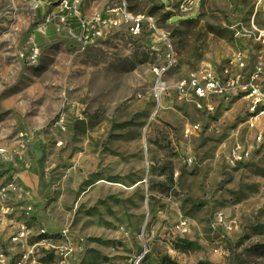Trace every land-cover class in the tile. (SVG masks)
Listing matches in <instances>:
<instances>
[{"label": "rangeland", "instance_id": "rangeland-1", "mask_svg": "<svg viewBox=\"0 0 264 264\" xmlns=\"http://www.w3.org/2000/svg\"><path fill=\"white\" fill-rule=\"evenodd\" d=\"M61 1L0 0V192L18 173L28 197L8 191L1 215L34 204L20 180L36 176L48 232L82 248L67 264H264V121L242 97L198 111L177 87L203 66L263 61L264 0H81L87 15L125 4L133 19L87 44L60 23ZM7 226L0 264L37 241L14 244ZM32 252L30 264H59Z\"/></svg>", "mask_w": 264, "mask_h": 264}, {"label": "built area", "instance_id": "built-area-1", "mask_svg": "<svg viewBox=\"0 0 264 264\" xmlns=\"http://www.w3.org/2000/svg\"><path fill=\"white\" fill-rule=\"evenodd\" d=\"M81 0H62L58 6L60 12L59 21L67 27L68 34L71 37L77 38L80 43L87 44L105 36L106 32L116 26L118 23L131 22L133 19L127 14L125 4L116 6L110 9H105L102 13L94 14L90 17H83L80 11ZM76 21L78 26V34H75L69 27V22ZM136 20L134 32L139 31V21ZM256 42L261 46L264 52V31H256ZM22 58L23 55H20ZM38 59V51L35 50L33 55L29 57V64H36ZM231 67L239 68V72L236 74L231 73ZM157 73V70H155ZM158 74V73H157ZM156 86V94L162 91V88ZM178 90L183 91L187 89L196 99V109L198 111H206L211 113L213 106L212 99L228 97H242L248 103V115L250 121L254 123L259 119L264 121V59L254 64L249 70L246 69L245 63L238 61L237 65L230 63L224 66L220 71L215 67L203 66L198 72L188 81H182L178 83ZM198 131V126H186L185 133L191 134ZM262 133H259L256 137L257 142H261L264 138ZM239 150V148H237ZM235 152V151H234ZM0 157L5 162H10L11 157L4 151H0ZM246 155L243 153H234L233 160L242 162L246 159ZM19 174L13 175V181L9 183L5 189L0 192L1 198H6L8 191L13 193L18 200H28L23 192V186L19 184ZM30 201H27V205L23 207V214L26 221L21 224L19 231L12 238V242L16 245L27 244L29 240H37L31 247L34 251L36 247L40 246L47 251H52L58 258L59 264H67L74 254L73 240L69 238L67 231L62 230L58 234H52L48 232L45 227L38 228L37 230L30 227L32 220L31 212L33 206ZM184 225V224H181ZM32 250H29L25 255L21 257L14 264H30L28 262L29 257L33 254Z\"/></svg>", "mask_w": 264, "mask_h": 264}, {"label": "crops", "instance_id": "crops-1", "mask_svg": "<svg viewBox=\"0 0 264 264\" xmlns=\"http://www.w3.org/2000/svg\"><path fill=\"white\" fill-rule=\"evenodd\" d=\"M83 3H81V7H80V11L83 17H90L94 14H98V13H102L104 11V8H100L98 10H96L94 13L87 15L86 12L84 11V5H82ZM20 182L23 184H27L29 189L31 190V194L33 195V203L35 204L33 211L31 212L32 215V220L30 222V227H32V229L37 230L38 228L41 227H45L47 229V227H50L53 230H58L57 226H54L53 223H50V220H48V214L47 211L45 210L47 205L44 204V200L42 198V196H39L38 194V178L35 176L34 179L30 176H23L21 177ZM34 195L36 197H34ZM24 203V201H18L17 205H22ZM16 207V206H15ZM17 210H14L13 213H11V215H9L7 218L4 217L3 215H1V219H0V227L3 228V225L10 228L11 230H16L18 229L21 224L23 222L26 221V218L23 214V206L16 208ZM49 225V226H46ZM57 232V231H56ZM73 239V244H74V258L72 259H77L78 256L82 255V248L78 246V244L76 243L75 237L72 238Z\"/></svg>", "mask_w": 264, "mask_h": 264}, {"label": "trees", "instance_id": "trees-1", "mask_svg": "<svg viewBox=\"0 0 264 264\" xmlns=\"http://www.w3.org/2000/svg\"><path fill=\"white\" fill-rule=\"evenodd\" d=\"M73 21H75V20H73ZM72 21V22H73ZM77 24V23H76ZM69 27L72 29V27L69 25ZM73 30V29H72ZM162 264H175V263H173V262H171L168 258H166V257H164L163 259H162Z\"/></svg>", "mask_w": 264, "mask_h": 264}, {"label": "bare ground", "instance_id": "bare-ground-1", "mask_svg": "<svg viewBox=\"0 0 264 264\" xmlns=\"http://www.w3.org/2000/svg\"><path fill=\"white\" fill-rule=\"evenodd\" d=\"M158 87H159V88H160V90H161V88H162V85L160 84Z\"/></svg>", "mask_w": 264, "mask_h": 264}]
</instances>
